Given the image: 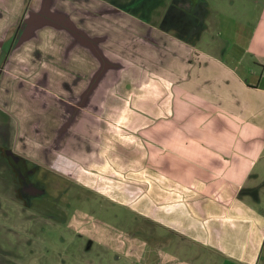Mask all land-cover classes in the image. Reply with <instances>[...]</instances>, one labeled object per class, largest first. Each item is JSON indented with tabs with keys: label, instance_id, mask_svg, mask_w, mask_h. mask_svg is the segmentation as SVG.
<instances>
[{
	"label": "crops",
	"instance_id": "1",
	"mask_svg": "<svg viewBox=\"0 0 264 264\" xmlns=\"http://www.w3.org/2000/svg\"><path fill=\"white\" fill-rule=\"evenodd\" d=\"M77 1L69 11V0H0V108L11 141L16 134L7 147L125 197L168 231L158 235L159 264L164 253L171 264H195L163 251L189 256L194 244L259 264L264 34L253 48L258 72L244 78L239 63L197 47L201 29L189 40L127 10ZM120 15L134 20L119 26Z\"/></svg>",
	"mask_w": 264,
	"mask_h": 264
},
{
	"label": "rangeland",
	"instance_id": "2",
	"mask_svg": "<svg viewBox=\"0 0 264 264\" xmlns=\"http://www.w3.org/2000/svg\"><path fill=\"white\" fill-rule=\"evenodd\" d=\"M98 1L119 10L129 8L134 17L157 27L163 23L164 15L173 2ZM69 2V11L81 7L77 0ZM202 2L204 25L201 36L196 40L197 47L218 56L225 55L231 65L239 63L237 71L244 78L249 69L258 72L259 64L253 56V48H257L264 34V0ZM87 8L88 12L90 9L95 10ZM92 13V18L103 19L101 15L97 18L98 11ZM127 19L120 15L114 21L120 26V22ZM128 20L130 22L134 19L129 16ZM122 37L118 35L121 51L123 55H128L129 47L124 45ZM3 111L0 110V264H159L158 250L163 246L158 235H168V231L130 206L125 197L116 200L111 195L71 182L59 173L52 172L48 177V204L37 208L23 205L20 202L23 199L18 189L17 174L2 157L1 150L10 142L12 146L15 145L16 136L14 128L11 141L5 123L9 115ZM261 164L264 165V159L257 166ZM261 177L262 200L258 206L264 210V173ZM44 211L59 216H48ZM183 246L179 244L177 249L181 251ZM194 246H197V250L189 256L173 248L163 251L180 256L179 261L195 256V264H242L226 259L221 253L211 250L207 252L198 244ZM146 253L151 254L149 260L143 259ZM164 255V264H171L166 253ZM259 264H264V246Z\"/></svg>",
	"mask_w": 264,
	"mask_h": 264
},
{
	"label": "flooded vegetation",
	"instance_id": "3",
	"mask_svg": "<svg viewBox=\"0 0 264 264\" xmlns=\"http://www.w3.org/2000/svg\"><path fill=\"white\" fill-rule=\"evenodd\" d=\"M202 1L203 0H173L168 12L164 15L163 23L160 24L159 27L172 28L183 38L195 40L196 37L199 36L200 29L204 25V3ZM124 10L131 13L129 8H124ZM138 20L147 23L142 19L138 18ZM1 151L3 152L2 157H4L5 163L17 174L19 183L18 189L23 199L20 200V202L26 207L34 208L36 206L35 208H37L48 204V177L52 172L59 173L67 180L76 183L73 178L54 170L50 165L41 163L34 158L18 154L7 146ZM45 213L55 218L59 216L51 212ZM147 255L149 254L146 253L143 259L149 260L151 258L150 255L146 258Z\"/></svg>",
	"mask_w": 264,
	"mask_h": 264
}]
</instances>
